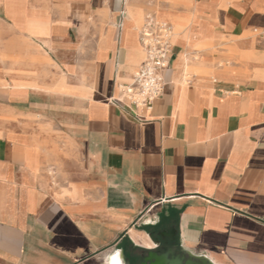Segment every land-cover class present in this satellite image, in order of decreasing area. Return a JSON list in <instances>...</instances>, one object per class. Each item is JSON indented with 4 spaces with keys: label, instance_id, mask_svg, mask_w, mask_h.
<instances>
[{
    "label": "crops",
    "instance_id": "0c3cea01",
    "mask_svg": "<svg viewBox=\"0 0 264 264\" xmlns=\"http://www.w3.org/2000/svg\"><path fill=\"white\" fill-rule=\"evenodd\" d=\"M148 18L172 57L141 109ZM170 228L264 264V0H0V264L138 260Z\"/></svg>",
    "mask_w": 264,
    "mask_h": 264
},
{
    "label": "built area",
    "instance_id": "2783aa9c",
    "mask_svg": "<svg viewBox=\"0 0 264 264\" xmlns=\"http://www.w3.org/2000/svg\"><path fill=\"white\" fill-rule=\"evenodd\" d=\"M171 28L168 24L148 18L143 25L140 42L144 59L130 83L122 85V98L135 108L151 109L164 89L162 72L172 57ZM121 102V100H118Z\"/></svg>",
    "mask_w": 264,
    "mask_h": 264
},
{
    "label": "water",
    "instance_id": "95a60500",
    "mask_svg": "<svg viewBox=\"0 0 264 264\" xmlns=\"http://www.w3.org/2000/svg\"><path fill=\"white\" fill-rule=\"evenodd\" d=\"M175 229L170 228L158 233L154 239V247L144 250L136 260L133 257H123L117 252L121 264H215L206 256L194 255L174 244Z\"/></svg>",
    "mask_w": 264,
    "mask_h": 264
},
{
    "label": "bare ground",
    "instance_id": "6f19581e",
    "mask_svg": "<svg viewBox=\"0 0 264 264\" xmlns=\"http://www.w3.org/2000/svg\"><path fill=\"white\" fill-rule=\"evenodd\" d=\"M138 241V240H137ZM147 241V240H146ZM144 243V242H143ZM109 257V256H108ZM109 264H120V260L117 254H115L111 260Z\"/></svg>",
    "mask_w": 264,
    "mask_h": 264
}]
</instances>
